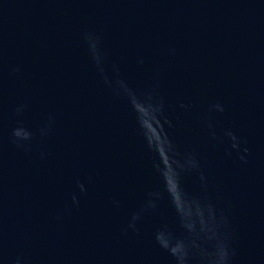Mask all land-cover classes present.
<instances>
[{
    "label": "water",
    "instance_id": "water-1",
    "mask_svg": "<svg viewBox=\"0 0 264 264\" xmlns=\"http://www.w3.org/2000/svg\"><path fill=\"white\" fill-rule=\"evenodd\" d=\"M0 264H264V0H0Z\"/></svg>",
    "mask_w": 264,
    "mask_h": 264
}]
</instances>
